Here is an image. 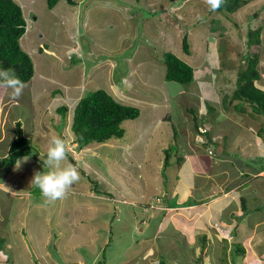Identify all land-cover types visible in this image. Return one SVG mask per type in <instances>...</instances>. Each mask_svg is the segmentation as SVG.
Returning a JSON list of instances; mask_svg holds the SVG:
<instances>
[{
    "label": "rangeland",
    "instance_id": "obj_1",
    "mask_svg": "<svg viewBox=\"0 0 264 264\" xmlns=\"http://www.w3.org/2000/svg\"><path fill=\"white\" fill-rule=\"evenodd\" d=\"M16 1L35 75L18 101L0 90V158L17 119L30 151L19 169L0 167V264H252L239 248L264 231V171L234 154L263 149L262 120L229 100L248 54L259 56L264 89V0L235 12L204 0ZM168 52L194 67L192 83L166 80ZM98 89L141 113L123 122L122 137L81 149L74 109ZM52 135L80 179L47 202L31 181L49 170Z\"/></svg>",
    "mask_w": 264,
    "mask_h": 264
},
{
    "label": "trees",
    "instance_id": "obj_2",
    "mask_svg": "<svg viewBox=\"0 0 264 264\" xmlns=\"http://www.w3.org/2000/svg\"><path fill=\"white\" fill-rule=\"evenodd\" d=\"M59 1L47 0L48 7L53 9ZM66 1L74 4V0ZM247 3L248 0H224V4L218 11L235 12ZM258 30L249 34L250 43L254 35L259 34ZM26 31L27 20L21 5L16 0H0V68H13L16 75L25 84L30 82L35 75L33 59L28 52L22 49L20 43ZM182 42L184 51L190 54L187 34L184 35ZM247 59H249L247 65L240 66L238 71L234 93L230 96V100L229 98L226 100H229L231 103L237 100L238 103L235 104V107L238 111H246L255 117L257 121L262 120L260 129L257 132L262 137L264 143V89L255 83L261 77L257 68L259 56L251 57L248 54ZM164 62L166 65L165 78L167 81L178 82L180 84H190L194 81V67L182 58L168 52L164 54ZM57 110H59L58 112H60L62 118H66L68 111L67 105H62ZM140 113L141 110L137 106L126 105L117 101L104 89L92 91L83 96L75 106L71 124L75 141L78 147L82 149L93 142H107L111 138L122 137L124 135V129L122 128L123 122L128 119L138 118ZM16 125V135L10 144V155L0 158V167L13 166L19 157L30 154L23 124L19 120ZM201 133L208 135V131L206 130L205 132L201 131ZM206 137L208 142L210 141L209 143L213 144V140L208 136ZM224 138L227 139V136ZM208 142H205V145ZM261 147L263 149L257 147L258 151L253 152L252 158L247 155V151L243 154V150L241 149L240 153L234 155L242 158L256 172H261L264 171V152L262 151L264 150V145ZM225 153L228 154L229 151ZM71 159L73 160L72 157ZM169 162V156H167L165 165L167 166ZM241 199L245 204V199L243 197ZM200 260H203V256H200Z\"/></svg>",
    "mask_w": 264,
    "mask_h": 264
},
{
    "label": "clouds",
    "instance_id": "obj_3",
    "mask_svg": "<svg viewBox=\"0 0 264 264\" xmlns=\"http://www.w3.org/2000/svg\"><path fill=\"white\" fill-rule=\"evenodd\" d=\"M210 11H217L224 0H204ZM197 19H200L198 16ZM27 85L16 75L11 67L0 68V90H4L12 101H18L23 95ZM67 145L59 135H52L47 143L46 159L44 165L49 169L47 172H36L31 183L39 190L47 202H55L65 199L72 185L79 181L80 176L76 167L67 161ZM25 156L16 161V169L22 163L28 162Z\"/></svg>",
    "mask_w": 264,
    "mask_h": 264
},
{
    "label": "crops",
    "instance_id": "obj_4",
    "mask_svg": "<svg viewBox=\"0 0 264 264\" xmlns=\"http://www.w3.org/2000/svg\"><path fill=\"white\" fill-rule=\"evenodd\" d=\"M4 95V94H3ZM3 95L1 96V94H0V100H2L3 99ZM2 97V98H1ZM2 117H4V116H6L5 115V113H1L0 114ZM17 121H19V119H17L16 120V123H17ZM15 126H16V124H15ZM14 138V137H13ZM12 138V139H13ZM11 139H10V143H9V146H10V144H11ZM7 152H9L10 153V147L6 150V149H3V151H2V154L4 155L5 153H7ZM0 182H2V181H0ZM245 199V198H244ZM242 199H241V197H240V201H241ZM164 205L166 206V207H168L167 205H166V202H164ZM245 206L244 207H247L246 206V203L244 204ZM228 206H229V204H228ZM225 208H226V206H225ZM247 209H245V211H246ZM238 229V228H237ZM237 230H235V232L234 233H236V235L237 236H239V233L237 234ZM264 231H262V230H259V229H255V231H254V233H255V235L257 234V236H256V240L255 241H253V242H248L247 241V243H246V245H244V247H242V246H240L241 248H246V250L248 251V256L246 257V260L247 261H245L246 263H252V264H264V233H263ZM253 233V234H254ZM236 238V237H235ZM248 240H252V238H248ZM241 248H239V249H241ZM257 257V258H256ZM248 258V259H247Z\"/></svg>",
    "mask_w": 264,
    "mask_h": 264
}]
</instances>
